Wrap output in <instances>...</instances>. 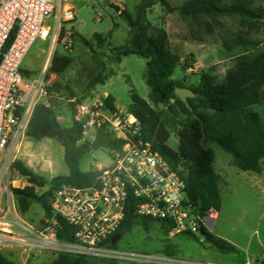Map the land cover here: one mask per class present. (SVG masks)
Here are the masks:
<instances>
[{"label":"trees","instance_id":"trees-1","mask_svg":"<svg viewBox=\"0 0 264 264\" xmlns=\"http://www.w3.org/2000/svg\"><path fill=\"white\" fill-rule=\"evenodd\" d=\"M157 2L170 13L178 11L181 17L204 27L210 35L217 33L221 41L219 55L222 59H230L232 66L222 80L212 68L201 71L196 83L187 84V78H173L179 65L183 70L192 68L188 63L191 55L182 62V57L173 51L165 29L149 30L144 2L139 6L136 20L121 9L119 15L129 18L133 28L129 43L113 50L120 57L138 55L146 59L145 80L150 88V101L135 90L131 91L132 100L127 112L140 121L143 138L182 176L186 198L193 209L199 213L210 208L219 211L222 204L220 176L215 168L216 155L211 144L230 154L233 165L241 171L257 174L263 171L264 115L256 108L264 105V39L256 35L264 31V0H186L178 6H173L169 0ZM95 38L100 44L105 41L102 34H95ZM192 39L202 41L197 34H192ZM71 64V57L56 54L49 71L61 78ZM97 83L104 84L105 78L99 75L93 82L94 85ZM54 87L60 89V81H56ZM183 87L193 93L187 98L191 109L175 93L176 88ZM69 91L75 95L71 88ZM173 101L187 115L176 130L178 144L175 147L170 145L172 132L156 108ZM105 105L112 112H118L114 96L108 95ZM70 107L72 123L69 126L60 123L55 109L44 105L35 109L28 137L34 141L57 139L64 148L68 174L56 176L48 182L17 160L14 170L31 181V185L24 188L12 189L21 215H26L32 204L38 203L44 210V217H49L50 198L58 187L63 184L87 187L97 182L100 171L81 169V160L87 152L99 148L119 150L124 144V140L115 138L106 128H102L93 141L80 143L81 125L74 120V109L72 105ZM44 186L46 189L38 193L36 188ZM136 203L133 197L128 199L119 232L125 233L137 225L145 229L158 225L169 236L166 221L137 214ZM59 223L58 238L73 242L76 228L62 219ZM180 236L200 240L192 233ZM204 238L221 252L233 253L237 250L233 244L210 232H206ZM163 251L168 255L178 253L174 245L166 246ZM92 261V257L60 253L51 264H91ZM0 264L16 263L0 251Z\"/></svg>","mask_w":264,"mask_h":264},{"label":"built area","instance_id":"built-area-1","mask_svg":"<svg viewBox=\"0 0 264 264\" xmlns=\"http://www.w3.org/2000/svg\"><path fill=\"white\" fill-rule=\"evenodd\" d=\"M76 18L67 0H0V201L11 199L14 164L28 139L27 131L38 105L56 109L52 100H65L73 106L74 120L81 125L83 141H93L106 128L124 140L119 150H111L110 164L100 170L97 182L87 187L63 184L50 198L51 215L39 229L19 221L13 200L7 210L31 236L9 233L0 241L12 243L29 254L72 253L88 257H109L127 264H226L193 261L161 253L115 249L112 237L125 218L128 199L136 200V212L165 220L169 237L192 233H212L219 211H195L187 201L185 182L167 159L143 138L140 121L132 114L112 112L102 99L61 96L54 87L56 75L49 71L58 47L71 51L74 31L68 26ZM48 43L40 71L25 70L23 63L33 46ZM23 177V176H22ZM59 219L76 228L74 241H61ZM205 237V236H204ZM200 239V238H199ZM244 264H264V258Z\"/></svg>","mask_w":264,"mask_h":264},{"label":"rangeland","instance_id":"rangeland-1","mask_svg":"<svg viewBox=\"0 0 264 264\" xmlns=\"http://www.w3.org/2000/svg\"><path fill=\"white\" fill-rule=\"evenodd\" d=\"M67 1L75 8L76 18L68 23L74 31L72 50L64 51L60 46L57 49L59 54L68 55L72 59V64L63 77L56 76V81H60L62 85L58 89L62 92L61 96H73L69 88L75 92L76 96L85 97V100L102 99L104 92H108V95L115 97L121 116L125 115L131 103L132 90L150 101V88L145 80L146 59L138 55L120 57L113 50V48L129 43L133 28L129 18L119 15L112 9L104 8L105 0ZM110 1L127 11L134 20L138 17L139 6L144 2L147 6L145 16L149 23V30L165 29L173 51L182 57V62L191 55L188 63L192 66V71L184 73L182 65H179L173 78L184 79L186 77L187 84L196 83L201 71L212 68L222 80L226 71L232 66L230 59H222L219 55L221 41L218 34L210 35L204 27H198L190 20L181 17L178 11L170 13L157 0ZM169 1L173 6H178L186 0ZM95 34H102L105 41L100 44ZM192 34L199 35L202 41H194ZM256 37L264 39V31ZM47 50L48 43L38 41L24 61L23 68L40 71L44 65ZM99 75L105 78V83L94 85L93 82ZM52 101L57 106L55 110L60 123L65 126L71 125L70 104L65 100ZM156 108L172 132L170 145L175 147L178 144L176 130L185 121L187 115L174 101ZM256 109L264 115V105ZM81 142L84 141L81 140ZM211 148L216 155L215 168L220 176L222 198L212 234L233 244L237 249L236 252H221L207 242L204 236H199L200 240L188 236L170 238L158 225H153L150 229L137 225L130 231L122 233L120 240L114 245L115 249L168 255L163 249L174 245L178 253L168 256L226 264H244L248 259L264 258V192L255 181L257 173L238 169L233 165L232 156L218 145L211 144ZM111 156L110 150L105 148L93 149L87 152L81 160V169L100 171L110 164ZM19 160L48 182L56 176L68 174V167L64 162V148L57 139L45 138L41 141H34L28 137ZM262 165L264 167V159ZM11 178L17 180L11 185L12 189L31 185L27 177L13 173ZM36 189L38 193H41L46 187ZM11 194L10 202L7 203L6 195L0 202V235L7 236L12 232L26 237L31 236L17 224V220L8 211L9 209L7 210L11 200L14 199L12 191ZM5 210L8 211L6 216ZM15 215L19 221L31 225L34 229H39L45 218L44 210L38 203H33L26 215H21L18 209ZM2 220L10 221V223H2ZM4 244L0 241V249L8 256H14L13 249L28 254L23 247L12 243ZM29 255L30 258L42 257L39 254ZM92 258L91 264H127L124 260H114L109 257ZM50 261L49 263L46 261L45 264H51Z\"/></svg>","mask_w":264,"mask_h":264},{"label":"crops","instance_id":"crops-1","mask_svg":"<svg viewBox=\"0 0 264 264\" xmlns=\"http://www.w3.org/2000/svg\"><path fill=\"white\" fill-rule=\"evenodd\" d=\"M191 71H192V68H189L187 70H184V73H189ZM104 93L106 95L109 94L108 92H104ZM116 106L118 108L117 102H116ZM118 110H120V109L118 108ZM250 173H253V172H250ZM256 176L257 177H256V180L255 181L258 184V186L262 189V191L264 192V167H263L262 173L256 174ZM13 204L15 205V209L17 210L15 198L13 199ZM7 213H8V211L5 210V216H6ZM1 222L2 223H10V221H6V220H2ZM3 247H5V246H3ZM16 250L15 249L12 250V252L14 253V256L11 257V256L6 255L0 249V251L3 254H5L8 258H10L11 260H13L16 264H45L46 261H47V263H49L48 261H50V260H51L50 262L52 263L54 261V259L56 258L52 253H43V254H41L42 255L41 258H38V257H36V258L35 257L30 258V255L24 253L23 251H20V250H17L16 251ZM50 257H51V259H50Z\"/></svg>","mask_w":264,"mask_h":264},{"label":"water","instance_id":"water-1","mask_svg":"<svg viewBox=\"0 0 264 264\" xmlns=\"http://www.w3.org/2000/svg\"><path fill=\"white\" fill-rule=\"evenodd\" d=\"M103 7L104 8L112 9L116 13H119L120 10H121V8L118 5H116L115 3L111 2L110 0H105ZM175 93L181 99V101L184 102L187 105L188 108H190L187 98L193 96L192 91L190 89H188V88L183 87V88H176ZM200 233L203 236L206 235V232L204 231L203 228H201ZM121 236H122V233L121 232L116 233L112 237L111 243L113 245L116 244L120 240Z\"/></svg>","mask_w":264,"mask_h":264}]
</instances>
